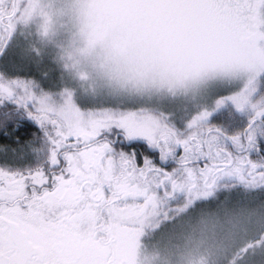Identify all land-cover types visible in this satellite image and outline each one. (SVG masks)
<instances>
[{"label":"snow or ice","instance_id":"snow-or-ice-1","mask_svg":"<svg viewBox=\"0 0 264 264\" xmlns=\"http://www.w3.org/2000/svg\"><path fill=\"white\" fill-rule=\"evenodd\" d=\"M0 264H264V0H0Z\"/></svg>","mask_w":264,"mask_h":264},{"label":"rangeland","instance_id":"rangeland-1","mask_svg":"<svg viewBox=\"0 0 264 264\" xmlns=\"http://www.w3.org/2000/svg\"><path fill=\"white\" fill-rule=\"evenodd\" d=\"M183 236L177 237L173 242L177 244V256L198 259L211 243V237L200 234L195 228L183 229Z\"/></svg>","mask_w":264,"mask_h":264}]
</instances>
